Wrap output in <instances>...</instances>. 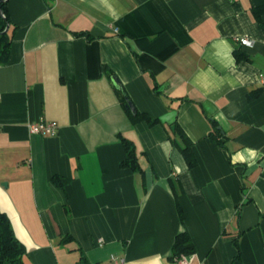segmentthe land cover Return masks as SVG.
<instances>
[{
	"label": "crops",
	"instance_id": "1",
	"mask_svg": "<svg viewBox=\"0 0 264 264\" xmlns=\"http://www.w3.org/2000/svg\"><path fill=\"white\" fill-rule=\"evenodd\" d=\"M6 2L0 212L23 264H264V0ZM112 77L155 125L129 121ZM180 233L195 251L171 260Z\"/></svg>",
	"mask_w": 264,
	"mask_h": 264
},
{
	"label": "trees",
	"instance_id": "2",
	"mask_svg": "<svg viewBox=\"0 0 264 264\" xmlns=\"http://www.w3.org/2000/svg\"><path fill=\"white\" fill-rule=\"evenodd\" d=\"M0 11L3 13L4 16V18L0 17V66H1L8 61L11 40L16 28L11 27V22L8 17L6 0H0ZM254 12H255V16L257 18H260V14L264 13V7L258 9L256 8L254 9ZM7 24L10 26V28H12L10 32H5ZM234 57L236 62L249 60L247 56L239 52H234ZM126 98L127 96L125 95V93L120 91L119 92L120 103L126 115L129 117L130 119L129 121H131L133 124H136L139 121L140 122L145 121L151 126L157 123V120H151L149 116H147L146 114L140 113L136 110L131 112L129 108L126 107L127 106L125 100ZM173 133H175L181 140V144H178L176 141H173V144L175 145L174 147L178 149L181 156L183 157L182 160L185 161L187 168L189 170L195 168L197 164V160L192 150V146H193L192 141L185 135V133L177 123L174 125ZM221 136L222 135L220 134L217 125L211 121V131L208 135V138L211 141H214L215 143L221 145V142L217 141V139ZM118 138L123 146L122 149H124V153H125L124 159L121 162H119L120 167L123 169H129L134 173H139L140 175H143V171L141 170L137 160L134 144L131 141L122 137L121 135H119ZM52 183L57 186H63L65 180L60 179V177L58 176H54L52 178ZM178 213L180 219H182L183 215L180 208H178ZM172 244H173L172 255L170 258L171 260L178 257H186L192 255L195 251L192 242L185 233L178 234L175 237L174 242ZM24 254H25L24 248L22 244L14 236L9 220L2 212H0V264H23ZM81 261L83 264H87L85 258H81Z\"/></svg>",
	"mask_w": 264,
	"mask_h": 264
},
{
	"label": "built area",
	"instance_id": "3",
	"mask_svg": "<svg viewBox=\"0 0 264 264\" xmlns=\"http://www.w3.org/2000/svg\"><path fill=\"white\" fill-rule=\"evenodd\" d=\"M231 1V0H228ZM237 43L240 45H250V41L247 39H239L237 40ZM57 125L56 123H36V124H31L30 125V130L32 133L39 134V133H44L45 131H50L53 133L56 129ZM101 243V241H99ZM110 264H123V260L118 259L117 257L112 256L109 259Z\"/></svg>",
	"mask_w": 264,
	"mask_h": 264
},
{
	"label": "water",
	"instance_id": "4",
	"mask_svg": "<svg viewBox=\"0 0 264 264\" xmlns=\"http://www.w3.org/2000/svg\"><path fill=\"white\" fill-rule=\"evenodd\" d=\"M0 17H3V18H4L3 13H2L1 11H0ZM8 27H9V25L7 24L6 29H5V32H7ZM110 80L112 81L114 87H115L117 90H119V91L122 90L121 85L119 84V81H118L115 77H112ZM125 100H126V105H127L126 107H128L129 110H130L131 112H133V111H134V107H133V104L131 103V101H129L128 98H126Z\"/></svg>",
	"mask_w": 264,
	"mask_h": 264
}]
</instances>
